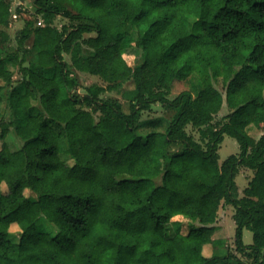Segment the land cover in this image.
I'll return each mask as SVG.
<instances>
[{
	"label": "trees",
	"instance_id": "obj_1",
	"mask_svg": "<svg viewBox=\"0 0 264 264\" xmlns=\"http://www.w3.org/2000/svg\"><path fill=\"white\" fill-rule=\"evenodd\" d=\"M10 3L0 0V140L13 132L21 145L0 146V264H264V132L249 133L264 127V0H30L15 9L14 49ZM77 72L106 85L79 90ZM191 76L193 92L170 98ZM125 81L127 111L101 96ZM155 105L174 111L165 131L137 133ZM225 136L239 154L219 163ZM240 166L253 175L238 197ZM222 204L240 256L202 254L219 244ZM41 216L54 234L36 230Z\"/></svg>",
	"mask_w": 264,
	"mask_h": 264
},
{
	"label": "rangeland",
	"instance_id": "obj_2",
	"mask_svg": "<svg viewBox=\"0 0 264 264\" xmlns=\"http://www.w3.org/2000/svg\"><path fill=\"white\" fill-rule=\"evenodd\" d=\"M17 7H20L21 9H29L30 8V0H11L10 8L11 12L13 13ZM24 16H26L24 14ZM69 22L68 19L63 17H57L54 19L53 24L60 28L63 24H67ZM36 24H42V21L39 20ZM23 27V19H13L12 16L10 17L8 26L4 28L8 35V39L6 40V45L12 49L16 47V40L15 37L18 33V31ZM134 34V33H133ZM89 35L93 34H85L84 36L87 37ZM32 38H30L28 41H26V46L29 47L31 45ZM131 47V46H130ZM128 47L127 48V55H128V62L130 65H133L136 60H138L136 57L140 56V50L136 47ZM83 54L87 55L91 53V50L87 47H82ZM65 58L67 61H69V56L65 55ZM77 77L79 80L80 87L78 88L81 90V87L89 86L92 84H97L101 86H105L106 83L99 78L98 76L91 75L88 73L83 72H77ZM20 78L18 72L15 70L13 75V86H16L18 79ZM195 79L193 76L189 77L185 81L177 82L172 86V89L170 91L169 97L172 98L176 96L180 91L184 89L192 90V86L195 83ZM222 82L218 80H214V84L218 89H222ZM133 90V84L131 81H125L120 84L119 88L112 91H106L101 96L103 98H115L118 103L121 105V107L127 111L128 110V99L131 95V92ZM173 110L170 108L162 107L160 105H155L150 109L149 111H144L141 114V117L139 119V126L137 128V133L141 135H145L146 133L156 130L163 132L165 131L169 120L171 119L173 115ZM228 112L227 107L224 105L219 113L215 116L216 119L220 118L222 115H225ZM7 119V118H6ZM155 121H158L157 126H153L152 123ZM188 132H192L190 127H187ZM264 132V127L262 128H252L249 130L250 135L257 139L261 133ZM194 135L197 137V135L194 133ZM7 145L10 149H17L21 145V140L15 136L13 132H8V135L0 140V146L3 144ZM219 159L218 162L221 163L226 157H228L231 154L238 155L239 154V145L237 141L234 138L225 136L222 143L220 144V147L218 149ZM73 160L68 159L67 164H72ZM253 171L244 167L240 166L238 173L235 176V185H236V191L237 196L241 197L243 196V190L247 186V183L249 179L252 177ZM1 189L3 191L6 190V187L4 184H1ZM234 213V207L232 205H226L222 204L219 206L217 211V217L216 221L213 225L216 227V231L214 232L212 238L219 242L218 245H210L206 244L202 249V254L204 256H211L212 254H218V255H226V254H235L237 256H240V254L235 249V243H234V233H235V223L232 218V215ZM12 230H17V228H12ZM36 230L38 231H48L50 234H54L57 231V228L49 223L44 216H41L36 224ZM11 239L17 240V237L15 235L10 236ZM243 242L244 244H250L252 243V232L249 229L243 230Z\"/></svg>",
	"mask_w": 264,
	"mask_h": 264
},
{
	"label": "built area",
	"instance_id": "obj_3",
	"mask_svg": "<svg viewBox=\"0 0 264 264\" xmlns=\"http://www.w3.org/2000/svg\"><path fill=\"white\" fill-rule=\"evenodd\" d=\"M10 10H11V8H10ZM11 16H12L13 19H16L17 18L16 12L15 11L13 13L11 12Z\"/></svg>",
	"mask_w": 264,
	"mask_h": 264
}]
</instances>
